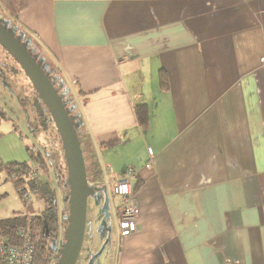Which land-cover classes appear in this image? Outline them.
<instances>
[{
	"label": "crops",
	"instance_id": "crops-1",
	"mask_svg": "<svg viewBox=\"0 0 264 264\" xmlns=\"http://www.w3.org/2000/svg\"><path fill=\"white\" fill-rule=\"evenodd\" d=\"M17 24L62 74L89 183L135 169L112 264H264V0H27Z\"/></svg>",
	"mask_w": 264,
	"mask_h": 264
},
{
	"label": "rangeland",
	"instance_id": "rangeland-1",
	"mask_svg": "<svg viewBox=\"0 0 264 264\" xmlns=\"http://www.w3.org/2000/svg\"><path fill=\"white\" fill-rule=\"evenodd\" d=\"M0 24L13 34L38 62L42 63L46 69L45 71H52L50 75L53 78L59 79L57 80L58 83L59 81L60 84L64 83L62 74L53 70V68L50 69L45 64L43 47L34 40L33 44H30L31 38L29 39L25 30L21 29L11 18L2 13L1 9ZM24 34L25 38H23ZM50 65H52L51 61ZM53 87L56 88L54 85ZM34 94L35 91L31 83L19 69V66L0 48V164L6 163L3 161L7 158L16 159L18 163L26 162L35 172L34 175L32 174V177L37 176L40 181H47L51 187L57 190L59 207L67 215L68 203L64 200L68 195L67 190L62 187L58 188L57 179L59 172L64 171L65 167L60 139L53 123L50 124L51 126L47 130H43L37 125L38 121L35 119L36 111L34 113L32 108V103L35 99ZM63 94V91H58V95L62 96ZM62 102L63 104L66 103L64 100ZM66 110L69 111L68 108ZM12 123L16 125V133L4 129L5 127L8 129V124ZM13 134L17 138L14 142L11 139ZM12 148L16 149L17 152H14ZM37 154H40L39 158L43 159L44 165L48 170L47 173H44L39 165V170L36 171L37 165L33 156ZM86 178L88 182L91 180L88 174H86ZM24 188L27 193L25 197H21L14 189L11 181L8 180V176L4 173L0 174V193L6 194L4 198L0 199V219H7L16 213L33 216L45 208L46 201L43 198H39L27 185ZM104 199L105 194L102 191H98L94 186L90 187V194L86 199L87 211L83 242L77 264H87L90 257L96 254L103 244L105 246L93 264L113 263L114 246L117 240V223L114 207L118 206V201L115 196L112 200L109 198V218L105 225L100 228L102 219L100 211ZM62 234H65V230L60 233L59 238L57 237L58 240L62 239ZM49 242H51V238H49Z\"/></svg>",
	"mask_w": 264,
	"mask_h": 264
},
{
	"label": "water",
	"instance_id": "water-1",
	"mask_svg": "<svg viewBox=\"0 0 264 264\" xmlns=\"http://www.w3.org/2000/svg\"><path fill=\"white\" fill-rule=\"evenodd\" d=\"M0 48L19 66L24 76L31 83L38 100L45 106L58 133L63 158L65 160L68 186V195L65 201L68 203V212L65 216L67 222L63 242L56 250L57 258L53 264H77L83 234L85 228V215L87 197L90 194V186L86 178V170L75 126L63 104V97L53 87L45 67L31 55L25 46L17 40L13 34L0 24ZM62 99V100H61ZM105 194V199L100 213L102 214L100 228L109 218L110 199L105 187L97 188ZM105 244L93 256L87 264H93L101 254ZM55 243H53V249Z\"/></svg>",
	"mask_w": 264,
	"mask_h": 264
},
{
	"label": "trees",
	"instance_id": "trees-1",
	"mask_svg": "<svg viewBox=\"0 0 264 264\" xmlns=\"http://www.w3.org/2000/svg\"><path fill=\"white\" fill-rule=\"evenodd\" d=\"M26 8L27 0H0L1 12L11 18L15 24L18 15L25 11ZM25 37L26 36L24 34L23 38ZM30 44H32V42H30ZM51 72V70L48 71L49 79L53 83V85L56 86V88H54L59 91L58 89L60 84L58 83L56 77L53 78L50 75ZM159 81L161 89L167 90V79L162 71H160L159 73ZM34 96L35 99L32 103V108L34 113L36 111L35 119H37L36 121H38L37 125H39L41 129L47 130L51 126L50 124H52L50 115L47 112L45 106L38 100L36 93L34 94ZM135 115L137 118V124L143 128H146L148 126L149 118L148 110L145 108V106H136ZM108 145L110 146V143ZM104 146H106V144ZM39 157L40 154L33 156V158H35V164L37 165V168L35 169L36 171H38L39 165L40 169L43 170L44 173H47V167L44 165L43 159ZM2 173L8 176V180L11 181L14 189L17 191L19 196L23 197V195L27 193L24 188V186L27 185V187L30 188V190L34 191L39 198H43L46 201V206L43 210H40V212L33 216L16 213L7 219H0V246L4 244H19L18 242L20 237L17 233L19 228L31 227L33 229V232L34 230L47 232L49 238H51V242L48 243V241H46L42 237L34 241L33 264H53L58 256L56 250L61 246L64 234H62L61 240H58V238L60 237V233L65 230L67 225V222L65 220L66 213L63 212L62 209L59 207L57 190L51 187L47 181L42 182L40 181V179L37 178V176L32 177V174L34 175L35 172L26 162L1 163L0 174ZM57 179L58 188L62 187L63 189H66L68 194V186L66 185V167H64V171L59 172V176H57ZM138 186L139 184L137 183L133 188L134 192H137ZM5 196V193H0V199L4 198ZM118 209L119 206L115 208L116 215ZM53 243H55L54 249ZM0 264H4L1 255Z\"/></svg>",
	"mask_w": 264,
	"mask_h": 264
},
{
	"label": "built area",
	"instance_id": "built-area-1",
	"mask_svg": "<svg viewBox=\"0 0 264 264\" xmlns=\"http://www.w3.org/2000/svg\"><path fill=\"white\" fill-rule=\"evenodd\" d=\"M148 152L149 160L151 161L153 155L151 154V150H148ZM148 165L149 163L146 164V167ZM135 176V169L127 167L124 169L122 175L113 183L114 196L119 200V209L116 216L121 237L133 233L137 226V208L132 192V182ZM90 185L94 186L93 184ZM25 196L26 194L23 195V197ZM17 233L20 237L19 244H4L0 246V255L3 258L4 264H33L34 241L40 237L48 241V233L41 232L40 230H34L33 232L31 227L19 228Z\"/></svg>",
	"mask_w": 264,
	"mask_h": 264
},
{
	"label": "flooded vegetation",
	"instance_id": "flooded-vegetation-1",
	"mask_svg": "<svg viewBox=\"0 0 264 264\" xmlns=\"http://www.w3.org/2000/svg\"><path fill=\"white\" fill-rule=\"evenodd\" d=\"M107 194H108V193H107ZM108 196H109V198L112 200L113 197H114V194L112 195V193H111V195H108ZM64 199H66V197H65Z\"/></svg>",
	"mask_w": 264,
	"mask_h": 264
},
{
	"label": "clouds",
	"instance_id": "clouds-1",
	"mask_svg": "<svg viewBox=\"0 0 264 264\" xmlns=\"http://www.w3.org/2000/svg\"><path fill=\"white\" fill-rule=\"evenodd\" d=\"M52 123H53V122H52ZM87 182H88V181H87ZM88 184H89L90 187L92 186V185H90L91 183L88 182ZM95 186H96V185H94V187H95ZM113 194H114V193H113Z\"/></svg>",
	"mask_w": 264,
	"mask_h": 264
}]
</instances>
